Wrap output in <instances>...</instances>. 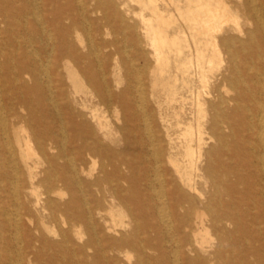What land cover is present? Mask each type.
<instances>
[{
  "label": "bare ground",
  "instance_id": "bare-ground-1",
  "mask_svg": "<svg viewBox=\"0 0 264 264\" xmlns=\"http://www.w3.org/2000/svg\"><path fill=\"white\" fill-rule=\"evenodd\" d=\"M0 264H264V0H0Z\"/></svg>",
  "mask_w": 264,
  "mask_h": 264
}]
</instances>
